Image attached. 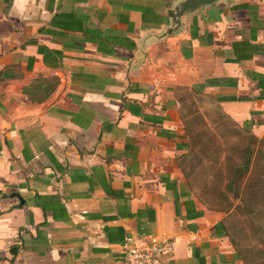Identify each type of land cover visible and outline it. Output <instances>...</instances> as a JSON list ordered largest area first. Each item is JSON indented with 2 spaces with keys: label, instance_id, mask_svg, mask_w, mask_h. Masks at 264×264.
I'll return each mask as SVG.
<instances>
[{
  "label": "crops",
  "instance_id": "1",
  "mask_svg": "<svg viewBox=\"0 0 264 264\" xmlns=\"http://www.w3.org/2000/svg\"><path fill=\"white\" fill-rule=\"evenodd\" d=\"M0 0V264H244L223 214L187 215L179 96L264 136V0ZM172 31V30H171ZM129 241V242H130Z\"/></svg>",
  "mask_w": 264,
  "mask_h": 264
},
{
  "label": "rangeland",
  "instance_id": "2",
  "mask_svg": "<svg viewBox=\"0 0 264 264\" xmlns=\"http://www.w3.org/2000/svg\"><path fill=\"white\" fill-rule=\"evenodd\" d=\"M180 93L184 102L179 111L185 119L187 146L179 163L186 189L202 206L223 214L221 223L238 243L244 262L264 264V208L257 204L244 206L237 196L236 184L227 188L241 163L240 148L245 145L242 138L250 134L251 122L236 123L205 96L185 89ZM245 123L249 125L248 131L242 129ZM250 178V174L246 175L242 184L247 185Z\"/></svg>",
  "mask_w": 264,
  "mask_h": 264
},
{
  "label": "trees",
  "instance_id": "3",
  "mask_svg": "<svg viewBox=\"0 0 264 264\" xmlns=\"http://www.w3.org/2000/svg\"><path fill=\"white\" fill-rule=\"evenodd\" d=\"M190 92L195 93L194 91H190ZM178 99L180 100L182 105L184 102V98L182 96H179ZM221 112L222 114H224V116L229 117L223 111ZM181 118L184 124V135L182 137L186 139L187 129L185 125V119L183 115H181ZM246 123L242 125V129L248 131L249 125ZM244 138H245V143H244L245 145L242 147L241 144L242 148H240L241 150L239 154L242 156L241 163L237 165V167L235 168L236 174L229 181L227 188L231 189L233 184H236L238 187L237 196L241 198L242 204L244 203V206H252L257 204L259 207L264 208V136L257 137L250 131V134L248 136L246 135L242 139ZM186 146H187V139L186 142L182 145V147L185 148ZM248 174L251 175L250 182L247 185L242 184L243 178ZM252 180L254 181L252 182ZM245 190H247L248 192L243 196ZM190 195L191 193L187 189L181 192V196L184 198L183 203L185 205L187 215L193 214L194 216H199L202 214V211H198L195 209L193 200L189 198ZM254 196H258L257 198H261L262 201L258 202ZM217 233H223L225 236L229 238V241L234 247L235 252L242 259L240 249H238V243L229 237L225 225H223L221 222H220L219 232L217 231ZM244 264H248V262L247 263L244 262Z\"/></svg>",
  "mask_w": 264,
  "mask_h": 264
},
{
  "label": "built area",
  "instance_id": "4",
  "mask_svg": "<svg viewBox=\"0 0 264 264\" xmlns=\"http://www.w3.org/2000/svg\"><path fill=\"white\" fill-rule=\"evenodd\" d=\"M139 239L138 243L126 239L122 251L125 264H169L175 245L173 238L147 240L141 235Z\"/></svg>",
  "mask_w": 264,
  "mask_h": 264
},
{
  "label": "water",
  "instance_id": "5",
  "mask_svg": "<svg viewBox=\"0 0 264 264\" xmlns=\"http://www.w3.org/2000/svg\"><path fill=\"white\" fill-rule=\"evenodd\" d=\"M216 0H184L179 6L171 11L170 16L173 22L176 24L168 33L173 32V30L179 25L180 21L178 17L185 13H191L204 5H209L214 3Z\"/></svg>",
  "mask_w": 264,
  "mask_h": 264
}]
</instances>
